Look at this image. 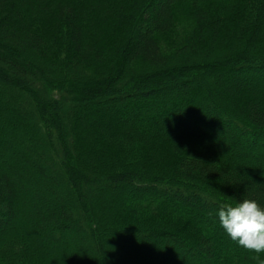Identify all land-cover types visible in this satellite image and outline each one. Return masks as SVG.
I'll return each instance as SVG.
<instances>
[{
  "label": "trees",
  "instance_id": "trees-1",
  "mask_svg": "<svg viewBox=\"0 0 264 264\" xmlns=\"http://www.w3.org/2000/svg\"><path fill=\"white\" fill-rule=\"evenodd\" d=\"M244 199L264 0H0V264H260Z\"/></svg>",
  "mask_w": 264,
  "mask_h": 264
},
{
  "label": "clouds",
  "instance_id": "clouds-1",
  "mask_svg": "<svg viewBox=\"0 0 264 264\" xmlns=\"http://www.w3.org/2000/svg\"><path fill=\"white\" fill-rule=\"evenodd\" d=\"M218 217L221 227L238 246L264 253V209L255 200L244 199L235 205H226L218 211Z\"/></svg>",
  "mask_w": 264,
  "mask_h": 264
}]
</instances>
